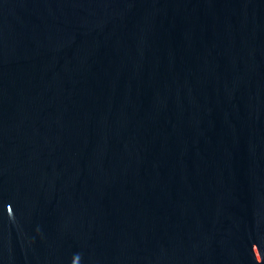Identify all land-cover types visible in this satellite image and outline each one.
I'll return each mask as SVG.
<instances>
[{"label":"water","instance_id":"water-1","mask_svg":"<svg viewBox=\"0 0 264 264\" xmlns=\"http://www.w3.org/2000/svg\"><path fill=\"white\" fill-rule=\"evenodd\" d=\"M0 264H264V0H0Z\"/></svg>","mask_w":264,"mask_h":264}]
</instances>
